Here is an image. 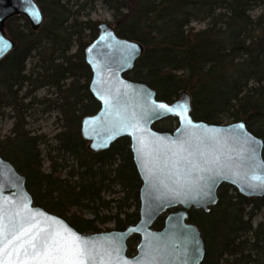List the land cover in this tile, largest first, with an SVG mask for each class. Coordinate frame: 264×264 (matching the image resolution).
<instances>
[{
    "label": "trees",
    "instance_id": "trees-1",
    "mask_svg": "<svg viewBox=\"0 0 264 264\" xmlns=\"http://www.w3.org/2000/svg\"><path fill=\"white\" fill-rule=\"evenodd\" d=\"M71 1L37 0L45 19L38 31L22 16L6 27L16 47L0 64V115L3 107H11L16 123L12 135L0 141V155L25 175L35 206L86 234L104 232L100 225L107 223L115 226L106 231H124L140 218L142 182L130 139L121 138L96 153L88 149L81 134L83 119L100 109L90 92L92 73L85 50L97 38L101 23L79 21V15L97 2L113 11L119 36L144 47L134 69L125 74L127 79L147 84L159 100L168 103L185 91L192 98L195 120L213 125L247 122L249 130L264 139V15L257 19L250 15L252 7L264 0H75L77 5L81 2L76 11ZM194 21H207L208 27L194 31L190 27ZM45 43L52 54L49 65H37L47 78L41 86L56 88L58 97L64 98L57 105L64 115L65 130L56 136L59 147L55 149L70 153L81 169L65 178L61 171L68 166L57 164L51 152L53 169L44 172L38 150L42 139L31 137L26 130L25 105L19 96L22 86L33 78L26 70L27 62ZM73 43L77 51L70 54ZM67 79L71 82L66 85ZM163 121L170 126H161ZM163 121L155 123L154 129L172 132L173 124L178 126L175 118ZM260 123L263 128L254 130ZM115 185L122 188L123 197L106 200ZM218 197L209 212L189 211L190 222L200 228L205 241L202 264H264V220L257 226L253 222L256 211L264 206V197L247 198L227 184L220 186ZM102 209L110 214L101 215ZM85 210L91 218L84 216ZM165 217L155 222L154 229L164 227ZM137 241L138 236L129 239V254L135 252Z\"/></svg>",
    "mask_w": 264,
    "mask_h": 264
},
{
    "label": "water",
    "instance_id": "water-1",
    "mask_svg": "<svg viewBox=\"0 0 264 264\" xmlns=\"http://www.w3.org/2000/svg\"><path fill=\"white\" fill-rule=\"evenodd\" d=\"M18 16L25 17L33 30L44 24L37 0H0V63L16 47L5 28ZM143 51L139 42L119 36L113 25H99L97 38L85 50V61L92 71L90 92L100 109L81 124L88 149L96 153L108 150L121 138L130 139L142 182L137 224L124 231L78 232L65 219L35 206L25 175L0 155V222L8 224L10 231L13 224L23 220L36 224L34 231L43 229L42 236H57L68 247L74 237L86 239L90 242V264H146L162 255L166 264H202L205 241L200 228L190 222L189 211L209 212L217 205L223 184L247 198L264 197V139L252 133L247 122L213 125L195 120L192 98L185 91L168 103L159 100L147 84L127 79L125 74L134 69ZM181 101L187 102V119L160 107L174 108ZM168 118L178 121L172 132L154 129L155 123ZM133 123L135 128L131 127ZM251 149H255L254 154ZM182 157L191 159L195 166H187ZM217 157L219 166L204 163ZM172 209L177 210L168 213ZM163 215L164 227L154 229ZM133 236L140 241L137 254L129 256L128 241ZM160 245L164 246L163 253L158 250Z\"/></svg>",
    "mask_w": 264,
    "mask_h": 264
},
{
    "label": "rangeland",
    "instance_id": "rangeland-1",
    "mask_svg": "<svg viewBox=\"0 0 264 264\" xmlns=\"http://www.w3.org/2000/svg\"><path fill=\"white\" fill-rule=\"evenodd\" d=\"M81 2L79 3V5ZM79 5L75 3V0L70 2V6H73V10L76 11L79 8ZM250 15L253 19L264 15V2L259 3L258 5L252 7ZM92 20L93 22L99 23H109L115 25L116 19L114 18V13L109 7L104 5L102 2H97L94 7H88L81 12L79 15V21ZM21 24H24V21H21ZM190 27L194 31H200L208 27L207 21H194ZM9 37H11L7 31ZM88 34V33H86ZM77 51L76 43H73V48L70 54H74ZM41 54H40V53ZM39 52H33L32 57L28 60L26 70L28 74H32V82L25 83L19 93L20 98H23V104L25 107L24 115L26 122V130L29 131L31 137H41L42 142L40 143L38 150L41 152L42 166L43 170L46 173L52 171L51 158L49 156L51 152V157H53L57 164H66L68 167L63 169L62 176H70L73 172H80L78 161L70 153L64 150H58L55 148L59 147V142L56 140V136L65 130V119L64 115L61 112V109L58 107L63 104L61 94L59 97L57 95L56 88L41 84L47 80L45 78L46 73L42 68H38V64L49 65V59L51 58L50 45L47 43L43 44L42 49ZM41 58L46 60L45 63L42 62ZM2 63V62H1ZM38 72L39 74H36ZM35 73V74H34ZM70 79L65 81V84H69ZM40 86V87H37ZM37 87V88H36ZM17 88H15L16 90ZM66 93H64V96ZM59 104V105H57ZM3 114L0 115V141H4L7 137L11 136L14 124L16 123V118L13 117L12 108L5 106L1 109ZM161 126H170L169 121H163L160 123ZM225 124H230L229 121H226ZM176 128V123L173 124ZM263 128V124L260 123L254 126V130L259 131ZM114 193L106 194L105 199L110 200L112 198L119 199L123 197L122 188L119 185H115L113 188ZM134 209H130V212H133ZM250 210V208L248 209ZM78 211V208L72 209L71 212ZM115 213V210H113ZM86 218H91L86 210L82 211ZM110 210L102 209L101 215H109ZM112 214V213H111ZM264 220V206L260 210H257L254 216V226H257L261 221ZM115 226L114 223H107L105 225H100V228L106 232L107 229H113ZM136 246V245H135Z\"/></svg>",
    "mask_w": 264,
    "mask_h": 264
},
{
    "label": "snow or ice",
    "instance_id": "snow-or-ice-1",
    "mask_svg": "<svg viewBox=\"0 0 264 264\" xmlns=\"http://www.w3.org/2000/svg\"><path fill=\"white\" fill-rule=\"evenodd\" d=\"M105 102L107 103V101ZM160 107L187 119L186 101L179 102L174 108L166 105H160ZM187 122L190 124L191 120L188 119ZM131 127L135 128L136 125L133 123ZM242 127L243 125H241ZM181 151L184 149L181 148ZM251 151L253 154L255 153V149H251ZM182 160L187 166H195L188 157H182ZM204 163L219 166L221 162L217 157L211 162L204 161ZM19 215L20 213H17V216ZM36 227V224H25L22 220L19 225L13 224V230L10 231L8 224L0 222V264H90L91 253L88 240L74 237L73 245L68 247L62 245L57 236H42L41 233L44 230L34 231ZM158 250L163 253L164 246H158ZM137 264H143V262L137 261ZM146 264H166V262L162 255L159 260L153 257Z\"/></svg>",
    "mask_w": 264,
    "mask_h": 264
},
{
    "label": "flooded vegetation",
    "instance_id": "flooded-vegetation-1",
    "mask_svg": "<svg viewBox=\"0 0 264 264\" xmlns=\"http://www.w3.org/2000/svg\"><path fill=\"white\" fill-rule=\"evenodd\" d=\"M18 17H20V16H18ZM22 17H23V16H22ZM14 18H15V17H14ZM14 18H12V19H14ZM12 19H11V20H12ZM44 20H45V19H44ZM9 21H10V20H9ZM9 21H8V22H9ZM8 22H7V23H8ZM29 23H30V22H29ZM6 27H7V24H6ZM5 30H6V33H7V28H5ZM35 31H38V30H35ZM7 36H8V34H7ZM8 37H9V36H8ZM9 38H11V37H9ZM11 39H12V38H11ZM12 40H13V39H12ZM0 64H1V63H0ZM90 69H91V68H90ZM91 73H92V71H91ZM29 82H30V81H29ZM16 88H17V87H16ZM89 88H90V87H89ZM139 241H140V238H139ZM139 241H137V243H136V246H135V252H134V253L129 254V253L127 252L129 256H135V255L137 254V246H138V244H139Z\"/></svg>",
    "mask_w": 264,
    "mask_h": 264
},
{
    "label": "bare ground",
    "instance_id": "bare-ground-1",
    "mask_svg": "<svg viewBox=\"0 0 264 264\" xmlns=\"http://www.w3.org/2000/svg\"><path fill=\"white\" fill-rule=\"evenodd\" d=\"M106 232H109V231H106Z\"/></svg>",
    "mask_w": 264,
    "mask_h": 264
}]
</instances>
